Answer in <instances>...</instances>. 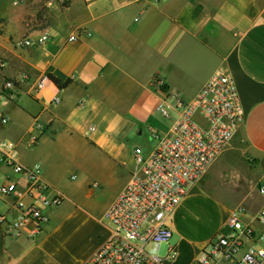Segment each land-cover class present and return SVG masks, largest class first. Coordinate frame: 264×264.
Wrapping results in <instances>:
<instances>
[{"label": "crops", "instance_id": "1", "mask_svg": "<svg viewBox=\"0 0 264 264\" xmlns=\"http://www.w3.org/2000/svg\"><path fill=\"white\" fill-rule=\"evenodd\" d=\"M43 33L48 35L44 43L15 45ZM70 35L76 39L67 41ZM0 62V91L4 80L14 81L0 101L8 119L0 122V140L16 142L19 161L26 167L40 164L49 194L64 196L47 209L48 220L38 230L28 223L18 236H9L0 227V264H63L54 249L47 252L48 244L68 225L66 216H75L80 199L93 205L104 197L96 182L66 186L65 165L94 171L104 187H111L104 215L135 170L136 146L128 143L142 128L163 134L171 125L155 109L160 100H172L152 88L154 77L164 81L165 90L189 100L217 68L226 67L244 111L229 144L168 217L172 237L165 244L178 256L186 218L194 214L208 230L217 225L218 231L237 206L251 221L264 210L259 190L264 186V0H0ZM43 74L71 82L58 88L49 79L35 91L33 83ZM55 96L60 101L51 104ZM33 124L38 139L26 148L23 141ZM9 173L0 163V179ZM17 180L24 193L25 177ZM97 187L99 192H91ZM195 195L199 202L191 199ZM8 206L0 201L1 211ZM253 225L264 234V223ZM108 234L109 229L90 255ZM207 234L194 242L188 264L214 235Z\"/></svg>", "mask_w": 264, "mask_h": 264}, {"label": "built area", "instance_id": "2", "mask_svg": "<svg viewBox=\"0 0 264 264\" xmlns=\"http://www.w3.org/2000/svg\"><path fill=\"white\" fill-rule=\"evenodd\" d=\"M47 39L48 35L43 33L36 39L16 40L15 45L41 44ZM75 39L70 35L67 41ZM48 80L47 74L41 75L34 81L33 89L41 90ZM151 85L172 100L169 104L162 99L155 108L171 125L163 134L149 129L155 141L147 154L140 146L134 148L135 170L104 212L109 234L83 264L172 263L177 256L174 246L169 245L165 256L160 257L150 254L146 245L169 242L172 230L166 222L168 217L229 144L243 121L237 87L226 67L217 68L189 100L177 91L162 88L165 83L159 77H154ZM13 87V80H4L0 101L5 91ZM59 101L55 96L50 103ZM0 122H8L1 112ZM36 129L33 124L32 132L24 139L26 148L36 143ZM0 163L10 171L0 179V201L9 204L7 212L0 210V227L9 236H18L28 223H34L38 230L48 220L47 209L60 205L64 196L49 194V187L41 179L40 164L26 167L19 161L16 142L0 140ZM18 175L26 179L24 193L18 190ZM259 190L264 192V186ZM25 195L32 201L27 202ZM8 213L13 216L8 217ZM247 216L244 207L233 208L221 229L207 240L191 264H264V234L257 233L253 225V221L264 223V210L251 216L253 221Z\"/></svg>", "mask_w": 264, "mask_h": 264}, {"label": "rangeland", "instance_id": "3", "mask_svg": "<svg viewBox=\"0 0 264 264\" xmlns=\"http://www.w3.org/2000/svg\"><path fill=\"white\" fill-rule=\"evenodd\" d=\"M159 117L165 122L160 115ZM154 141L155 139L151 136L150 132L146 128H142L141 135H136L128 144L130 147L138 145L144 153H147L148 149L154 144ZM133 166L135 168V164ZM65 169L66 177L64 178V182L66 186L81 185L85 181H90L91 184L96 182V185L100 184L104 188V197H101L98 203L92 205L80 199L77 207L78 211L75 216L74 214L66 216V218L68 217V225L58 231L55 234L54 240L48 244L47 252L51 253L54 249L57 254L63 256V264H83L85 259L107 234V229H109V223L104 215L102 216V211L106 204L107 191L110 192L111 187H104L103 181L99 179L94 171H86L84 169L81 171V168L77 166L69 167L68 165H65ZM72 173L76 174L73 180L69 179V175ZM91 192H99V187L92 188ZM191 199L199 202L200 196L195 195ZM60 207L64 212L65 210L68 211L69 208L65 204H62ZM73 209V207L72 209L70 207L69 212ZM184 228V237L186 238L184 246L180 248L176 260L171 264H188L197 248L194 242L201 240L200 238L207 234V232V235L217 232V225L208 230V227L202 223L201 216L195 214L186 218ZM167 247L164 242L158 245L150 243L146 245V250L152 255L163 257L166 254Z\"/></svg>", "mask_w": 264, "mask_h": 264}, {"label": "trees", "instance_id": "4", "mask_svg": "<svg viewBox=\"0 0 264 264\" xmlns=\"http://www.w3.org/2000/svg\"><path fill=\"white\" fill-rule=\"evenodd\" d=\"M48 78L50 80H52L54 82V84L58 87V88H63L65 86H67L70 82H71V79L70 78H65V79H61L59 77H56L52 74H48ZM153 89H155L154 86H152ZM164 88V87H162Z\"/></svg>", "mask_w": 264, "mask_h": 264}]
</instances>
